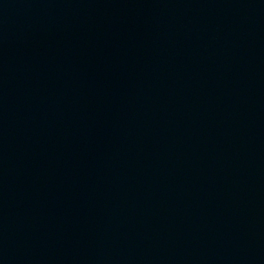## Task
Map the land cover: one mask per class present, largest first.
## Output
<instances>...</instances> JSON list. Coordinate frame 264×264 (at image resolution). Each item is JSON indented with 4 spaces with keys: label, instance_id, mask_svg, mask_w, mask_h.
<instances>
[{
    "label": "water",
    "instance_id": "1",
    "mask_svg": "<svg viewBox=\"0 0 264 264\" xmlns=\"http://www.w3.org/2000/svg\"><path fill=\"white\" fill-rule=\"evenodd\" d=\"M0 264H264V0H0Z\"/></svg>",
    "mask_w": 264,
    "mask_h": 264
}]
</instances>
